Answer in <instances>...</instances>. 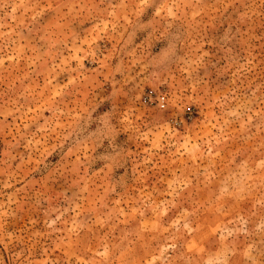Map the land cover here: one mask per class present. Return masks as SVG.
<instances>
[{"label":"rangeland","instance_id":"374dc122","mask_svg":"<svg viewBox=\"0 0 264 264\" xmlns=\"http://www.w3.org/2000/svg\"><path fill=\"white\" fill-rule=\"evenodd\" d=\"M0 264H264V0H0Z\"/></svg>","mask_w":264,"mask_h":264}]
</instances>
